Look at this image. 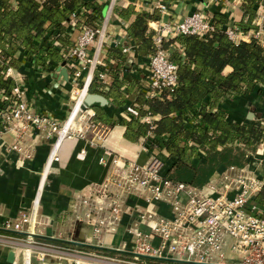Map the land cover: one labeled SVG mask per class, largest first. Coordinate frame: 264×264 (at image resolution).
Wrapping results in <instances>:
<instances>
[{
	"label": "built area",
	"instance_id": "1",
	"mask_svg": "<svg viewBox=\"0 0 264 264\" xmlns=\"http://www.w3.org/2000/svg\"><path fill=\"white\" fill-rule=\"evenodd\" d=\"M117 1L106 0L107 9L98 26L86 21L90 10L81 9L70 16L67 26L74 27L78 35L75 39L70 34V45L61 47L73 88V104L65 118L38 112L27 99L19 70L9 67L5 73L14 78L15 85L12 103L0 111L4 125L0 136L13 131L20 141L25 134L37 131L53 139L38 181L39 185L45 179V190L48 173L61 161L64 140L80 138L95 144L108 128L97 120L95 109L85 98L94 81L101 89L113 82L109 64L116 68L118 61L109 55L110 47L120 45L129 60H138L132 39L107 45ZM154 1L162 13L167 10L166 0ZM216 29L213 17L201 11L153 29L157 48L148 60L146 79L140 83L146 98L174 92L179 86V66L163 47L164 41L179 35L206 37ZM240 30L228 29L226 33L239 42L247 37ZM54 45L62 46L59 41ZM60 66L50 73L59 74ZM4 99L0 92V102ZM119 115L150 125L142 138L144 150L150 151L159 115L143 113L133 100ZM19 141L12 148L21 152ZM85 154L83 149L79 156ZM100 162L106 166L103 180L90 184L72 205L71 237L61 239L38 231L41 201L2 221L0 248L15 252L13 264L19 259L22 264H264V197L256 200L264 191V142L244 166L224 167L201 188L169 179L171 159L159 153L138 162L108 149Z\"/></svg>",
	"mask_w": 264,
	"mask_h": 264
},
{
	"label": "trees",
	"instance_id": "2",
	"mask_svg": "<svg viewBox=\"0 0 264 264\" xmlns=\"http://www.w3.org/2000/svg\"><path fill=\"white\" fill-rule=\"evenodd\" d=\"M260 3L264 5V0H244L240 29L257 28L254 21ZM105 5L91 0H0V92L5 95L0 111L12 103L15 80L6 76L7 69H19L28 62L47 72L54 71L66 59L61 47L70 45L67 24L71 14L90 10L86 21L98 26ZM116 12L125 21L134 17L128 34L137 47L138 58L143 60L154 54L155 31L149 23L160 20L161 11L154 8L137 13L131 4L117 7ZM212 17L217 29L206 37L179 35L163 42L171 60L179 66V86L174 92L164 91L157 98L147 99L140 89V77L132 74L135 62L129 60L120 45L109 49V55L118 61L116 68L109 64L112 84L101 89L94 81L89 89L105 95L120 111L135 94L133 101L143 113L159 115L150 148L164 151L171 159L169 179L198 188L226 166H244L264 142V117L233 121L224 107L235 97L264 88V46L254 38L239 42L231 39L222 29L228 18L221 13ZM55 41L62 46H55ZM227 66L232 68L230 72H225ZM123 69L125 73L120 74ZM127 72L130 78L126 77ZM106 106L94 105L98 120L108 126L124 125V136L132 142L147 135L150 125L137 118H122L120 111L110 114ZM3 127L0 122V130ZM263 197L264 191L256 200Z\"/></svg>",
	"mask_w": 264,
	"mask_h": 264
},
{
	"label": "crops",
	"instance_id": "3",
	"mask_svg": "<svg viewBox=\"0 0 264 264\" xmlns=\"http://www.w3.org/2000/svg\"><path fill=\"white\" fill-rule=\"evenodd\" d=\"M91 1L106 4V0ZM165 2L167 10L164 13L161 12V19L149 23V26L154 30L166 21L175 22L195 11H201L209 16H213L214 13L224 14L228 18V22L222 25V29L225 31L239 29L238 24L244 18L242 8L244 0H166ZM131 4L135 6L137 13L144 10L152 11L156 8L154 0L117 1V7L120 8H126ZM104 7L103 15L107 5ZM115 13L108 28L107 45H115L119 42L130 43L128 26L134 17L131 21H125L119 17L117 12ZM254 23L257 25V30H249L247 37H244L243 40L249 41L250 38L257 37L255 31L260 33L259 39L264 40V5L261 3L257 6V17ZM69 33L76 39L78 32L74 27H69ZM241 34L245 33L241 31ZM262 43L264 45V41ZM149 58L150 56L143 60L135 58L132 74L140 77V80L146 79ZM18 70L27 90V99L38 112L49 113L58 119L67 116L72 105L70 102L72 89L70 78L66 80L59 74L41 71L37 66L28 62H25ZM231 70L230 66L225 68V72ZM126 77L130 78L128 72ZM254 95V93L241 95L227 101L224 107L229 119L233 121L248 120L250 113H253L251 119H255L257 116L264 117L261 109L259 110L257 107L258 102H254ZM134 96L135 94H131L130 99L134 100ZM94 105H92L93 108ZM105 109L110 114L120 111V108L117 109L111 105L110 100ZM101 124L108 128L103 130L102 137L96 139L95 144L80 138L64 140L61 146V161L54 164L46 190L43 187V179L39 185L38 181L49 156L53 139L34 131L25 134L19 141L13 131L3 132L0 136V224L6 217L15 216L22 209H29L32 202L38 205L43 198L40 220H44L45 224L42 225L40 221V231L42 230L45 232L44 235L50 236L57 235L60 230L63 232L64 227L70 230L73 226L70 211L74 200L86 191L90 184L102 181L106 174V166L100 162V158L106 156V150H112L138 162L147 161L153 152L159 153L167 159V154L164 151H158V149L145 151L142 138L136 142L127 140L124 136L126 130L124 125L108 126L103 122ZM88 136L91 138L92 134ZM17 140L23 149L21 152L12 148ZM83 149L86 150V154L84 158H81L79 154ZM168 166H170V162L167 163ZM8 252L0 248V264H13L7 260ZM15 264H22L21 259L17 260Z\"/></svg>",
	"mask_w": 264,
	"mask_h": 264
},
{
	"label": "rangeland",
	"instance_id": "4",
	"mask_svg": "<svg viewBox=\"0 0 264 264\" xmlns=\"http://www.w3.org/2000/svg\"><path fill=\"white\" fill-rule=\"evenodd\" d=\"M249 30H251V29H249ZM249 30H243V29H241V31L242 32H244L245 34H246V36H247V32L249 31ZM254 30H257V28L256 29H254ZM253 34V33H252ZM259 32L258 31H255V35L257 36V37H254V39H256L258 42H260L262 45H263V43H262V41H264V40H260L259 39ZM253 39V38H252ZM250 40H251V38H250ZM248 41V40H247ZM264 46V45H263ZM73 90V88L71 89V91ZM255 95H254V102H258V105H257V107H258V109L260 110L261 109V111H262V113H263V116H264V88L263 87H259L256 91H255V93H254ZM71 96V95H70ZM70 102H72V104H73V101H72V99H70ZM72 106V105H71ZM144 108V107H143ZM253 120H257V118H255V119H253ZM254 154H255V152H254ZM39 178H40V176H39ZM49 181H50V179L48 180V183H47V186H48V184H49ZM44 196V195H43ZM32 204V203H31ZM32 206V205H31ZM31 206H30V208H31ZM42 206H43V198H42V200H41V205H40V210H39V215H38V219H39V221H41L42 222V225L43 224H45V221L44 220H40V215H41V209H42ZM30 208L29 209H22V210H20V211H28V210H30ZM19 211V212H20ZM72 219V218H71ZM67 223V222H66ZM65 223V224H66ZM64 224V225H65ZM71 224V223H70ZM40 225V224H39ZM39 225H38V231L42 234V235H44L45 234V232H43L42 230L40 231V228H39ZM64 231L62 232L61 230L59 231V233L57 234V236H60V238L61 239H63V238H68V237H71V235H72V231H73V226H72V229H70V230H67V228L66 227H64V229H63ZM62 234V235H61ZM46 236V235H45Z\"/></svg>",
	"mask_w": 264,
	"mask_h": 264
},
{
	"label": "water",
	"instance_id": "5",
	"mask_svg": "<svg viewBox=\"0 0 264 264\" xmlns=\"http://www.w3.org/2000/svg\"><path fill=\"white\" fill-rule=\"evenodd\" d=\"M59 75L61 77L65 78L66 80L69 79V73H68V70L66 68V61H63L61 63ZM85 101L89 105L100 104L101 106H105V105L109 104V99L105 95H103L101 93L88 92L86 94ZM249 118L250 119L253 118V113H250ZM7 260L10 263L14 262V260H15V252L13 250H10L8 252Z\"/></svg>",
	"mask_w": 264,
	"mask_h": 264
},
{
	"label": "bare ground",
	"instance_id": "6",
	"mask_svg": "<svg viewBox=\"0 0 264 264\" xmlns=\"http://www.w3.org/2000/svg\"><path fill=\"white\" fill-rule=\"evenodd\" d=\"M7 162H8V161H7ZM45 175H46V173L44 174V176H45ZM50 175H51V172L48 173V176H47V177L49 178ZM47 177H46V178H47ZM44 181H45V179H43V183H44ZM44 186H45V183H44L43 187H44ZM42 192H43V191H42Z\"/></svg>",
	"mask_w": 264,
	"mask_h": 264
}]
</instances>
